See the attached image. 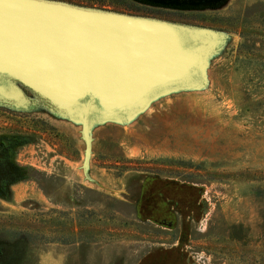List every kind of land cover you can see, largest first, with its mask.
<instances>
[{
    "label": "rangeland",
    "instance_id": "1",
    "mask_svg": "<svg viewBox=\"0 0 264 264\" xmlns=\"http://www.w3.org/2000/svg\"><path fill=\"white\" fill-rule=\"evenodd\" d=\"M209 30L198 84L80 120L0 96V264H264V0H54Z\"/></svg>",
    "mask_w": 264,
    "mask_h": 264
},
{
    "label": "water",
    "instance_id": "2",
    "mask_svg": "<svg viewBox=\"0 0 264 264\" xmlns=\"http://www.w3.org/2000/svg\"><path fill=\"white\" fill-rule=\"evenodd\" d=\"M212 33L160 19L54 0H0V96L16 81L80 120L85 159L92 119L115 120L157 94L203 77Z\"/></svg>",
    "mask_w": 264,
    "mask_h": 264
},
{
    "label": "crops",
    "instance_id": "3",
    "mask_svg": "<svg viewBox=\"0 0 264 264\" xmlns=\"http://www.w3.org/2000/svg\"><path fill=\"white\" fill-rule=\"evenodd\" d=\"M50 259L52 264H62V256H51Z\"/></svg>",
    "mask_w": 264,
    "mask_h": 264
}]
</instances>
